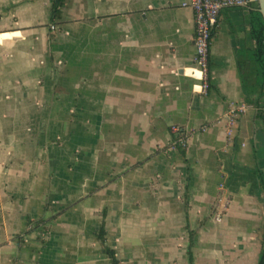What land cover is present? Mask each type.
<instances>
[{
  "label": "crops",
  "instance_id": "0c3cea01",
  "mask_svg": "<svg viewBox=\"0 0 264 264\" xmlns=\"http://www.w3.org/2000/svg\"><path fill=\"white\" fill-rule=\"evenodd\" d=\"M189 1L0 0V264L259 263V2L221 10L201 93Z\"/></svg>",
  "mask_w": 264,
  "mask_h": 264
},
{
  "label": "built area",
  "instance_id": "2783aa9c",
  "mask_svg": "<svg viewBox=\"0 0 264 264\" xmlns=\"http://www.w3.org/2000/svg\"><path fill=\"white\" fill-rule=\"evenodd\" d=\"M248 0H190L183 3L190 6L195 13V55L196 75L201 80V93H207L210 88V50L212 46L215 29L219 24L220 12L223 8L243 6ZM1 20V15H0ZM1 35V33H0ZM249 105L247 103H237L231 105L225 113L227 122L228 138L233 136L239 116L247 111ZM172 133L176 135L170 143L171 149L181 147L186 149L188 146V136L179 125L171 127ZM232 198L228 192L226 185L221 183L220 194L214 203V218L218 221L222 220L226 215Z\"/></svg>",
  "mask_w": 264,
  "mask_h": 264
},
{
  "label": "trees",
  "instance_id": "16d2710c",
  "mask_svg": "<svg viewBox=\"0 0 264 264\" xmlns=\"http://www.w3.org/2000/svg\"><path fill=\"white\" fill-rule=\"evenodd\" d=\"M66 0H54L52 12H53V20L59 19L63 13V7L65 5ZM252 29L253 36L256 40L257 46L253 51V61L256 65H258V69L262 70L264 75V17L258 8L252 11ZM261 184L264 191V176L260 175ZM108 254L112 259V264H119L118 259L116 258V254L113 250H107ZM258 264H264V235H263V248L260 254V259Z\"/></svg>",
  "mask_w": 264,
  "mask_h": 264
},
{
  "label": "water",
  "instance_id": "95a60500",
  "mask_svg": "<svg viewBox=\"0 0 264 264\" xmlns=\"http://www.w3.org/2000/svg\"><path fill=\"white\" fill-rule=\"evenodd\" d=\"M259 2V11L262 13L264 17V0H258Z\"/></svg>",
  "mask_w": 264,
  "mask_h": 264
}]
</instances>
